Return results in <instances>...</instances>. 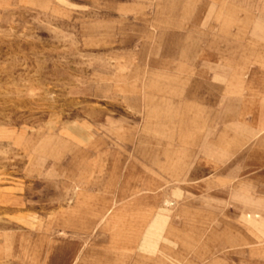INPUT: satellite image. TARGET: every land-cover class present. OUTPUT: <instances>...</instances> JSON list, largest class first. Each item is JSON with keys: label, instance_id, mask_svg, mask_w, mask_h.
I'll use <instances>...</instances> for the list:
<instances>
[{"label": "rangeland", "instance_id": "1", "mask_svg": "<svg viewBox=\"0 0 264 264\" xmlns=\"http://www.w3.org/2000/svg\"><path fill=\"white\" fill-rule=\"evenodd\" d=\"M0 264H264V0H0Z\"/></svg>", "mask_w": 264, "mask_h": 264}]
</instances>
